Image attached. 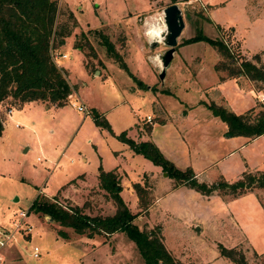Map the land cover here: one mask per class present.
<instances>
[{
  "label": "rangeland",
  "instance_id": "rangeland-1",
  "mask_svg": "<svg viewBox=\"0 0 264 264\" xmlns=\"http://www.w3.org/2000/svg\"><path fill=\"white\" fill-rule=\"evenodd\" d=\"M58 1V22L69 25L72 31L55 53L73 95L66 103L50 108L38 102L16 107L10 97L0 110L6 124L4 138H0V229L6 238L0 248L1 264H144L125 232L88 236L30 210V205L37 194L53 195L79 174L95 180L101 168L118 166L137 178L157 164L136 152L119 134L126 130L128 137H134L136 123H142L144 131L149 130L150 122L156 124L168 117L167 125L154 131V139L180 163L191 161L194 172L207 167L211 181L220 176L234 180L239 173L236 166L247 164L242 153L263 162L264 138L227 155L236 147L229 138L239 135H228L227 127L222 128L226 123L207 105L219 101L224 90L225 101L241 112L246 108L242 93L253 99L252 88L241 85L242 91L236 92L229 84L235 87V80L219 86L213 65L222 58L218 49L205 41L185 44L183 40L200 26L208 36L223 38L232 52L233 58L219 61L221 69L233 59L239 63L244 54L234 29L240 36L248 34L252 42H264V18L254 14L264 11V0H177L184 26L163 79L159 77L161 69L147 57L157 52L162 56L168 46L149 47L139 33L145 17L163 12L171 0ZM70 7L75 10L76 22L69 16ZM249 20L255 27L251 34L247 32ZM101 33L114 43L125 66L107 53ZM76 43L82 45L84 59L74 47ZM63 52H67L66 57ZM70 99L76 104L82 101L85 110L72 106ZM11 105L15 107L7 119L4 111ZM93 110L110 128L96 123ZM14 123L19 126L14 128ZM169 128L173 132L166 135ZM164 172L160 167L155 173L144 171L136 179L146 181L149 190L150 204L145 211L133 185H127V177L120 175L122 196L136 213L134 221L140 228L155 231L180 264H236L221 255L219 244L243 253L249 264H264V188L255 187L236 198L214 191L207 201H199L181 192L159 201L176 187L175 180ZM73 191L78 205L88 214L107 215L116 210L115 200L105 189L89 184ZM56 195L63 204H77L61 192ZM59 229L66 235L59 234ZM34 246L39 247V256L33 255Z\"/></svg>",
  "mask_w": 264,
  "mask_h": 264
},
{
  "label": "trees",
  "instance_id": "trees-1",
  "mask_svg": "<svg viewBox=\"0 0 264 264\" xmlns=\"http://www.w3.org/2000/svg\"><path fill=\"white\" fill-rule=\"evenodd\" d=\"M171 1L173 3L177 0ZM68 13L76 22L75 14L70 8ZM58 14V0H0V102H8V98L11 97L15 99L11 100L12 103L18 105L29 100L45 103L49 101L52 102L49 104L54 105L66 103L72 86L66 78L65 68L57 64L58 53H55V49L65 42L72 29L69 25L59 24ZM101 36V42L107 53L125 66L126 63L114 43L107 35L101 33ZM197 41H205L216 47L221 53L222 61L227 57L233 58L223 38L208 36L200 26L194 35L183 40L185 44ZM74 47L82 50L80 43H76ZM243 56L239 63L233 59V62L227 63V66L222 68L226 70L225 76L244 74L257 83H264V62H259V54H253V58L259 64L246 55ZM219 61L215 66L217 69L222 67L218 65ZM138 83L147 87V84L140 79ZM207 105L226 123L228 135H244L251 138L264 133V107L259 104L243 113H236L216 102ZM91 113L97 124L110 128L109 123L98 111L93 110ZM3 130L4 118L0 113V135ZM119 136L136 152L142 153L155 164L160 165L162 170L175 180V186L187 185L207 195L214 191L220 194L230 193L232 197L246 194L255 187L264 188V170H244L232 181L220 176L216 181L209 183L199 180L191 166L178 167L153 141H136L126 135V130H123ZM144 176L146 178V175ZM98 178L100 187L109 192L115 200L117 207L112 214H88L78 204L61 203L56 194L53 196L37 194L30 205V210L48 215L59 224L72 227L78 233H87L88 236L115 231L125 232L134 241L144 264H180L155 231L140 228L134 221L136 213L131 211L119 193L120 180L117 172L101 168ZM132 185L142 209L148 210L150 200L146 181L144 183L136 181ZM58 232L66 235L61 229ZM219 248L221 255L230 258L236 264H249L240 251L222 244H219Z\"/></svg>",
  "mask_w": 264,
  "mask_h": 264
},
{
  "label": "crops",
  "instance_id": "crops-1",
  "mask_svg": "<svg viewBox=\"0 0 264 264\" xmlns=\"http://www.w3.org/2000/svg\"><path fill=\"white\" fill-rule=\"evenodd\" d=\"M69 6V5H68ZM70 9L73 11L74 10V8L73 7H70ZM74 12H75V10H74ZM254 14H257L258 15V17H262V18H264V11H260V10H258L257 12H255ZM252 18H256V16L255 15H252L251 16ZM254 30H255V27H254V21H248V26H247V32L248 33H252V32H254ZM234 34H235V36H236V39H238L240 42H241V47H242V52H243V54L244 55H246L248 58H250V59H252L254 62H256L257 64H259V62H264V42H252V40H251V38H249V35L247 34V36H240V35H238L237 34V32H236V30L234 29ZM76 49H78L80 52H81V54H82V57H83V59H84V54H83V52H82V50L81 49H79V48H77V47H75ZM63 53H65V52H63ZM255 53H258L259 54V57H260V59H261V61H257L256 59H254L253 58V54H255ZM66 54V56H67V52L65 53ZM65 56V57H66ZM173 56H174V54H173ZM219 57V56H218ZM203 58V56L201 55L200 56V59H202ZM173 59V58H172ZM186 59V58H185ZM190 59H194V57L192 58H190ZM172 61V60H171ZM170 61V62H171ZM170 64V63H169ZM215 62H213V65H214V69H215V71H216V73L218 74V85L219 86H221V87H225L226 86V82H232V81H230V80H235L236 82H237V84L238 85H235V87H234V85H232V83H229L231 86H233V88L236 90V92H238V91H242V87H241V85L242 86H244V87H248V88H252V90H253V99H251L250 97H248V98H246V97H244L245 95H246V92H243L242 93V103H243V106L244 107H246L243 111H241V112H236V113H243V112H245L247 109H249L250 107H252V106H255V105H257V104H259L261 107L263 106L262 104H264L262 101H261V99H260V97L261 96H264V83L263 82H255V81H253V80H251L250 78H248L246 75H244V74H238V75H235V76H225L226 75V70L225 69H217L216 67H215ZM201 65V64H200ZM200 65L196 68L197 70L199 69V67H200ZM61 66H63V65H61ZM192 71H196V70H192ZM223 76H225L224 78H221V77H223ZM225 91L230 95L231 93H229L228 91H227V87L225 88ZM71 95H73V93L71 94ZM77 95V92L75 93V96ZM222 95L223 96H221V97H219L218 98V100L219 101H217L216 103H218V104H223V105H225V106H227V107H229L230 109H232L230 106H229V104L225 101V100H227L228 99V97H227V95L224 93V90H222ZM71 100V99H70ZM82 100V99H81ZM71 101H73V102H75L74 100H71ZM71 101H70V103H71ZM32 102H38V103H41V104H43L46 108H50V107H58L59 105H54V104H47V103H45V102H42V101H39V100H29V101H25V102H22L20 105H18V106H16V107H24V106H26V105H28L29 103H32ZM80 104H83L84 105V103L81 101V102H79ZM262 103V104H261ZM9 104V103H8ZM186 104V103H185ZM13 105V104H12ZM9 106L7 109H11V111L8 113L6 110L4 111V112H6L5 113V117H7V119H8V116L12 113V111H13V107H15V106ZM72 105V104H71ZM2 106H3V102H0V110L2 109ZM73 106V105H72ZM85 106V105H84ZM77 108V107H76ZM233 110V109H232ZM234 111V110H233ZM166 114H167V111H166ZM147 115H150V114H147ZM167 116H168V114H167ZM150 118V117H149ZM168 119H169V117L167 118V120H165V119H159L158 121H157V123L156 124H153L154 122L152 121V122H150V128H149V130H144L143 131V125H142V123H136L135 125L137 126L136 127V133H135V135H134V137H132V136H130L131 138H133V139H135L136 141H141V140H153V142L155 143V144H157V146L159 147V149H161L162 150V152L163 153H166V157L167 158H169L170 160H172L178 167H180V168H185L186 166H190L189 164L191 163L192 164V162L191 161H187V162H185V163H180L178 160H177V158H176V156L171 152V153H169V152H166V147H164L163 145H161V141H160V143L157 141V140H155L154 139V137L152 136L153 135V133H154V131L158 128V127H162V125L163 126H165V125H167L166 123H167V121H168ZM11 126H13L14 128H17L18 126L16 125V123H14V124H11ZM6 124H5V122H4V130H3V132H5V130H6ZM226 127H227V125L226 126H224V125H222V128H224V130L226 129ZM142 130V131H141ZM175 130V129H174ZM151 132H152V134H151ZM173 132V129L172 130H170V128L169 129H167V130H165V134L167 133L168 135H170V133H172ZM178 132H179V130H178ZM3 134V133H2ZM146 134V136L147 135H149V137L147 138V139H143V136L142 135H145ZM166 134V135H167ZM1 136V135H0ZM177 137H178V135H177ZM0 138H4V134L0 137ZM180 138V137H179ZM260 138H264V133H262V134H260V135H258V136H255V137H247V136H244V135H239V136H236V137H231V138H229V141H230V144H235L236 145V147H234L233 149H230L229 150V152L227 153V155H231V154H234L235 152H236V150H238V149H241V151L243 150V148L244 147H247V145L248 144H251V143H254V142H256L258 139H260ZM180 141V140H179ZM188 151V148L186 149V151H185V153ZM246 152V151H245ZM173 155V156H172ZM242 155H243V157H244V159H245V157H246V159H247V164H246V162H244V165L242 166L241 164H240V166L238 165V166H236V169H238L237 171H239V173H238V175L236 176V178H238L240 175H241V173L244 171V170H251V171H256V170H264V169H262L261 168V166H262V164L261 163H263L264 164V160H263V162H259L260 160H258L257 158H249L250 156L248 155V154H245V156H244V154L242 153ZM218 161H220V160H218ZM195 165V164H194ZM236 165V164H235ZM161 166L160 165H155L154 167H152V168H150V169H148V170H144V171H146V172H151V173H155L156 172V170H158V168H160ZM239 167V168H238ZM242 167V168H241ZM239 169H241V170H239ZM105 170H115L116 172H117V174L119 175V180L121 179V177H120V175H123V176H125V177H127V179L126 180H124L125 182H127V185H129V186H132V184H133V182H136L137 180L136 179H138L141 175H142V173H144V171L142 172V173H139L138 174V177L137 178H135L134 176H132V175H130V174H128V172L127 171H125L124 169H119V167L118 166H115V167H112V168H110V169H105ZM202 172V173H201ZM206 172H207V167H204V168H202V169H198V171L197 172H195L196 173V176H197V178L199 179V180H203V181H206V182H209V183H211V182H213V181H211V179H209L208 178V175L206 174ZM98 174H99V171H98V173L96 174V177H95V180H89V179H87V177L85 176V173L84 174H79L78 176H76V177H73V178H71V179H69L66 183H64V184H62L59 188H58V190H57V193L58 192H61V194L64 196V197H68V198H73V202H76L77 203V200H76V197H75V194L73 193L74 191L73 190H75V189H77V188H79V187H81V186H86V185H91L92 187L94 186V187H98V188H100V189H104V188H102V187H100V185H99V178H98ZM167 178V177H166ZM235 178V179H236ZM170 179V178H169ZM136 180V181H135ZM173 180V179H172ZM91 181H92V183H91ZM216 181V180H215ZM229 181H232V180H229ZM121 185L119 184V187H120ZM130 189H131V187H130ZM121 191H122V189H120V191H119V193H120V195L122 196V193H121ZM106 193H107V191H105ZM181 192H183V193H188V194H190V195H192V197L193 198H196L197 200H199V201H207V196H214V195H207V194H202V193H200L199 191H197V190H195L194 188H191V187H189V186H187V185H178V186H176L174 189H171L168 193H167V195H165L164 197H162V198H160L159 199V201H162V200H165V199H167V198H170V197H174V196H176V195H179ZM57 193H55V194H57ZM55 194H53V195H55ZM53 195H49V196H53ZM239 197V196H238ZM122 198H123V196H122ZM236 198V197H235ZM124 199V198H123ZM125 200V199H124ZM231 202H232V200H231ZM77 204H79V203H77Z\"/></svg>",
  "mask_w": 264,
  "mask_h": 264
},
{
  "label": "clouds",
  "instance_id": "clouds-1",
  "mask_svg": "<svg viewBox=\"0 0 264 264\" xmlns=\"http://www.w3.org/2000/svg\"><path fill=\"white\" fill-rule=\"evenodd\" d=\"M139 34L149 47L153 44L163 46L169 34L164 13L159 12L146 16ZM147 59L153 66L159 67L161 70L163 69V61L158 52L154 55H149ZM2 259L3 257H0V260Z\"/></svg>",
  "mask_w": 264,
  "mask_h": 264
},
{
  "label": "water",
  "instance_id": "water-1",
  "mask_svg": "<svg viewBox=\"0 0 264 264\" xmlns=\"http://www.w3.org/2000/svg\"><path fill=\"white\" fill-rule=\"evenodd\" d=\"M163 12L165 15L166 23L168 25L169 34L165 41V44L168 46V48L161 56V59L163 61V69L159 73V77L161 79L164 78L165 68L169 65L170 61L173 58L175 47L177 45V37L181 33V30L184 26L182 11L177 2L168 4L164 8ZM164 174H166V172H164Z\"/></svg>",
  "mask_w": 264,
  "mask_h": 264
},
{
  "label": "built area",
  "instance_id": "built-area-1",
  "mask_svg": "<svg viewBox=\"0 0 264 264\" xmlns=\"http://www.w3.org/2000/svg\"><path fill=\"white\" fill-rule=\"evenodd\" d=\"M62 56H66V54L63 53ZM260 99L264 103V96H261ZM72 105H75L79 111L85 110V106L83 104H76L75 102H73ZM10 111H11V109H8V112H10ZM16 125L18 126L19 124L16 123ZM21 214H24V213L22 212ZM5 244H6V238L4 237V231L2 230V227H1V229H0V248L3 247ZM33 255L39 256V247L38 246L33 247ZM0 257H1V255H0ZM0 264H1V260H0Z\"/></svg>",
  "mask_w": 264,
  "mask_h": 264
}]
</instances>
